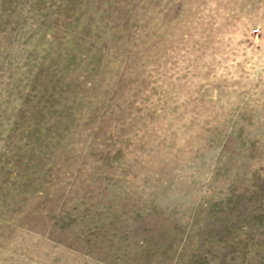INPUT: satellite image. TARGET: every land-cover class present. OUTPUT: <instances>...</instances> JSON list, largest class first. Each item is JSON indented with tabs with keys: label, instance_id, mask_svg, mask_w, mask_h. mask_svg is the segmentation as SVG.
Instances as JSON below:
<instances>
[{
	"label": "rangeland",
	"instance_id": "374dc122",
	"mask_svg": "<svg viewBox=\"0 0 264 264\" xmlns=\"http://www.w3.org/2000/svg\"><path fill=\"white\" fill-rule=\"evenodd\" d=\"M0 264H264V0H0Z\"/></svg>",
	"mask_w": 264,
	"mask_h": 264
}]
</instances>
